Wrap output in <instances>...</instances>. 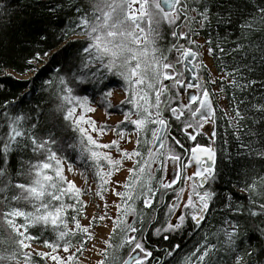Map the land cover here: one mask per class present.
Masks as SVG:
<instances>
[{
    "label": "snow or ice",
    "instance_id": "snow-or-ice-1",
    "mask_svg": "<svg viewBox=\"0 0 264 264\" xmlns=\"http://www.w3.org/2000/svg\"><path fill=\"white\" fill-rule=\"evenodd\" d=\"M9 7L6 0H0V23L11 18ZM57 7L53 5L49 10L58 19ZM93 8L92 19L87 8L83 11L79 5L74 8L78 15L74 29L79 30L77 35L86 37V42L79 47L73 46L70 58L66 55L68 49L60 52L58 55L64 56L62 65L48 66L45 62L49 58L47 50L35 52L26 63L40 66L27 69L37 72L36 79L42 72L54 74L55 79L44 83L59 86L60 108L66 106L64 128L76 134L67 147L79 151L85 169H94L98 181L94 194L103 200L107 186L111 185L113 195L119 198L120 203L115 205L114 231L119 229L123 234L120 247L127 245L130 250L124 264H152L153 260L156 264H219L218 259H214V250L219 249L209 243L207 237L203 242L198 241L184 256H181L183 250L179 244L169 243L164 252L168 257L166 260L154 256V250L146 243L160 245L181 232L198 234L214 207L222 208L227 215H234V222L225 221L229 226L225 230V251L232 254L233 264H249L253 252L243 247L238 218L241 209L234 205L233 198H241L237 192H250L256 187V181L251 173L246 172L243 177H237L244 180L243 185L229 182L226 188L221 186L223 170L237 161L223 143L217 145L216 110L210 92L199 82L198 51L190 47L196 45L191 36L199 35V31L191 26L196 24L199 29H207L215 16L217 26L222 25L229 33L215 48L211 33L206 37L208 54L218 49L221 56L240 61L230 67L226 65L224 70L231 86L242 93L233 110L235 115L229 116L228 122L235 121L239 131L240 122L252 116L257 127H249L244 134L256 135L264 146V97L252 102L243 95L255 92L257 83L264 89V78L255 77V63L249 64L245 57L239 56L244 48V33L240 30H251L252 22L257 18L264 21V0H96ZM164 24L171 28L173 43L167 52H175L172 60L156 47ZM40 39L46 41L47 34L42 33ZM259 70L264 77V59H261ZM109 76L121 77L126 85L125 99L120 102L122 107L108 113H123L115 127L97 125L89 116L101 107L96 90L99 89L100 96L106 98L112 95L113 88L119 86L109 80ZM89 92L93 95L89 96ZM185 96L186 100L183 99ZM124 105L128 107L124 108ZM17 107L10 100L0 102V178L4 179L6 186L11 183V171L16 167L15 153L29 150L42 159L30 164L27 170L30 183L15 184L32 210L11 207L3 211V219L14 234L11 238L15 247L11 252L5 249L0 253V264H19L20 256H23L24 264H34L33 253L39 258L35 264H48L49 261L51 264H77L78 255L92 237L89 227L82 226L78 219L86 206L80 199L81 190L64 174L65 167L68 171L73 170L72 162L67 158V148L54 135L46 138L37 135L35 121L28 114L16 112ZM108 133H114L115 138L106 143L99 142L97 137ZM133 136L137 147L131 151L122 149L120 141L128 137L131 142ZM198 137H206L207 143L201 144ZM185 140L193 142V146L186 148ZM141 145H151L146 154ZM240 149L247 151L249 144L241 142ZM113 151L119 158L113 157ZM259 155L264 158V151ZM125 160L133 161V166L128 169L127 181L122 183L115 174ZM189 169L194 171L188 174ZM157 172L162 174L158 180ZM218 179L221 183H217ZM178 184L179 188L176 187ZM186 189L190 192L185 202L182 196ZM157 192L160 193L159 201ZM165 197H168L167 202ZM245 199H251V196ZM68 200L72 203H67ZM140 200L144 209H153L156 213L150 216L151 232L147 237L143 234L144 213L136 208ZM154 204L160 207L153 208ZM104 208H107L106 203ZM259 209V212L248 211L251 216L264 215V203L259 204ZM105 219H112L106 211L99 216V220ZM96 220L97 217L93 216L91 222ZM69 221L74 228L69 227ZM32 228L37 231L31 232ZM258 231L264 235V227ZM47 233L54 234L55 238H42ZM37 242L47 251L33 247ZM260 256H264V251Z\"/></svg>",
    "mask_w": 264,
    "mask_h": 264
},
{
    "label": "trees",
    "instance_id": "trees-1",
    "mask_svg": "<svg viewBox=\"0 0 264 264\" xmlns=\"http://www.w3.org/2000/svg\"><path fill=\"white\" fill-rule=\"evenodd\" d=\"M95 2L96 0H6L7 5L10 6L9 11L12 15L10 19L6 18L4 22L0 23V102L10 100L18 105L19 107L15 109L16 112L28 114L31 120L35 121L37 135L44 136L45 138L48 135H54L60 143L66 146L67 158L72 162V165H79L82 168L85 166L80 159L79 151L67 147L73 142L76 134L64 128L65 121H63V114L66 106L64 109L60 108L62 101L60 99L61 93L59 86L53 87L44 83L46 80L55 79L54 74L52 72H42L40 78L36 79L37 72L27 71V69L29 67L38 68L40 66L35 63L28 65L26 59L30 58L35 52L47 50L49 58L45 62L48 66L56 67L62 65L64 63V56L58 55L60 52L68 49L66 55L70 58L73 46L79 47V45L86 42V37L83 34L77 35L76 31L79 30L74 29V25L78 20V15L75 13L74 8L77 5L81 7L82 11L84 8H87L89 18L92 19L94 12L93 5ZM53 5L58 6V19L57 15L49 10ZM252 23L253 28L251 30H240L244 33L242 37L244 48L241 49L239 56L245 57L249 64L255 63L257 67L255 77L260 79L264 78L259 70L261 67V59H264V21L257 18ZM191 27L193 30L199 31V35L191 36L194 40L200 37L206 43V37L211 33L213 38L212 46L214 48L218 42L223 43L224 37L229 35V33L224 31L222 25L217 26L215 16L211 18V25L207 29H199L196 24H192ZM160 31L161 38L156 42V47L172 60L176 55L175 52H167V49L173 43L171 28L167 24H164L161 26ZM42 33L47 34L48 39L46 41L40 39ZM237 42L240 41L238 40ZM180 43H184V41H180ZM227 46L225 45V47ZM206 47H209L207 43ZM195 50H197V45H195ZM208 55L213 62L216 72L224 77V79L218 81V84L220 89L221 85H224V90L221 93L229 109L228 115L220 109L218 115L217 145L223 143L225 149L229 150L233 159L237 161L236 164H230L229 169L223 170V183L221 186L226 188L229 182L233 185L236 183L243 185L244 180H238L237 177H243L246 172L251 173L252 178L256 181V187L250 192H237V196L241 198L237 200L234 197L233 203L241 209V214L238 218L240 221V233L244 240L243 247L253 252L249 264H264V256H260V252L264 251V235L258 231L259 228L264 227V215L251 216L248 211L249 209H253L259 212V204L264 203V180L261 179L264 177V158L259 155L260 151H264V146H262L261 141L256 135L244 134L248 131L249 127L253 129L257 127L252 122V116H248L247 121L240 122L241 128L239 131L237 130L235 121L231 124L228 122L229 116L235 115L233 110L241 98L242 93L238 88L234 89L231 86L230 78L224 76V70L226 65L230 67L232 63H239L240 61H233L231 56H221L218 49L211 55ZM52 57H55V59H51ZM29 74H33V76L25 80L19 79L16 76ZM208 76L204 72V78L207 81H209ZM108 79L119 85L113 89L126 87L121 77L109 76ZM25 84H27V87L24 86ZM88 95L91 96L93 93L89 92ZM243 95H245L246 100L252 99V102H255V100L264 97V89L257 83L255 85V92ZM96 96L97 101L101 104V108L108 112H114L116 109L122 107L121 104L118 106L110 105L106 101V98L100 96L99 89L96 90ZM123 107L127 108L128 105H124ZM128 127L130 128L131 126L129 125ZM237 135H239V139H237ZM148 138H150V134H148ZM225 141L227 143H224ZM241 142L249 144L247 151L240 149ZM14 155L16 157V167L11 171L9 178L11 183L6 186L4 179L0 178V253L5 249L11 252L15 247L11 238L14 234L11 233V229L7 227L3 219V211L11 207L32 210L31 204L22 198L21 190L15 188V184L18 182L30 183L27 177V170L31 163H35L37 159H42V157L31 153L29 150H24ZM233 169L239 170L234 171ZM92 170L94 171V169ZM161 176V173H156L157 180ZM217 183H221V181L218 179ZM153 184L156 186L155 180ZM169 195H171V190H169ZM249 196H251V199H245ZM14 197L21 198L15 199ZM156 199L157 201L160 199L159 192H157ZM167 200L168 197H165V202ZM66 202L72 203L71 200ZM158 207H160L159 204L153 205V208ZM137 210L139 211V209ZM143 213L145 222L143 234L147 237L151 232L150 216L156 215V213L153 212V209H145ZM68 214H72L71 209H69ZM129 219L135 218L130 217ZM226 220H233L234 222V215H227L222 208L214 207L212 214L207 218V221L203 228L199 230L198 234L189 231L185 235L181 232L180 234L174 235L171 241L162 242L160 245L147 241L146 243H149V247L154 250V256L166 260L168 257L164 256V252L169 243L179 244L183 250L181 256H184L193 249L198 241L203 242V238L207 237L208 242L215 244L219 249V251L214 250V259H218L219 264H233L232 254L225 251L227 248L225 230L229 229L228 224L225 223ZM30 231L36 232L37 229L32 228ZM122 236L123 234L119 229L113 231L110 238V252H108V254L111 253V256L106 259L104 264H123L128 258L129 247L127 245L120 247ZM42 238L54 239L55 236L52 233H47ZM153 239H155V236H153ZM34 244L39 245L38 242ZM38 259L33 254L34 264ZM19 262L20 264H24L23 256L19 257ZM152 264H156V261L153 260Z\"/></svg>",
    "mask_w": 264,
    "mask_h": 264
},
{
    "label": "rangeland",
    "instance_id": "rangeland-1",
    "mask_svg": "<svg viewBox=\"0 0 264 264\" xmlns=\"http://www.w3.org/2000/svg\"><path fill=\"white\" fill-rule=\"evenodd\" d=\"M195 41L201 61L205 66L207 75H209V84L212 86V92L217 99L220 109L228 115L229 109L218 84V81L224 79V77L216 72L213 62L208 55L204 39L197 37L195 38ZM16 76L19 79L25 80L31 78L33 74ZM213 80H215L216 83H211ZM125 88L112 89V95L110 97H106V101L112 106H118L121 104L120 102L125 99ZM95 106L96 104H93V107ZM108 113L109 112L105 109L98 107L97 110L94 113H90L89 116L96 121L97 125H109L115 127L122 119L123 113H120L119 115H109ZM120 127H124V125H120ZM148 134H150V132ZM114 138V133H108L107 135L97 137L101 143H106ZM120 144L122 149H127L129 151L137 147L136 138L134 136L131 138V142H128V137H125L120 141ZM140 147L142 152L146 153L151 145H141ZM113 157L119 158L118 154H116L114 151ZM132 166L133 161H123L122 168L115 174V176L122 183L126 182L129 175L128 169ZM192 171H194V169H189L188 174H191ZM81 173H84V175H81ZM64 174L68 180L74 181L76 187L81 190L82 195L80 199L86 206L84 207L78 219L82 226L89 227L92 237L87 241L83 252L78 255L77 264H104L106 259L111 256V253L108 254V252H110V238L114 231V221L117 216V208L115 205L120 203L119 198L113 195L111 191V185L107 186L108 191L104 193L103 200L94 194L97 190L98 181L96 180L94 171L91 168L85 169V167L82 168L79 165H73L72 171H68L67 167H65ZM176 187L179 188V184L176 185ZM119 190L123 191V188H120ZM189 192L190 189L185 190L182 196L183 201L186 202ZM105 203L107 204L106 209L104 208ZM136 208L141 212L145 211L142 200L137 202ZM105 211L112 219L99 220V216L103 215ZM93 216L97 217L95 222H91ZM69 227L74 228V224L71 221H69ZM33 247H35L38 251H47V249H44L40 245L34 244ZM25 251H32V249H26ZM33 254L35 255V253ZM60 254L66 255L62 252ZM48 264H51V262L49 261Z\"/></svg>",
    "mask_w": 264,
    "mask_h": 264
},
{
    "label": "flooded vegetation",
    "instance_id": "flooded-vegetation-1",
    "mask_svg": "<svg viewBox=\"0 0 264 264\" xmlns=\"http://www.w3.org/2000/svg\"><path fill=\"white\" fill-rule=\"evenodd\" d=\"M187 46V45H186ZM192 47V50H195V45L194 46H190ZM196 63L197 65H200V67H198L197 69V74L199 75L200 77V80L199 82L208 89V91L210 92V99L212 100V103H213V107L214 109L216 110V115H217V120H216V125H217V140H218V115L220 113V108H219V104L217 103V99L216 97L214 96L213 92H212V86L209 84V81H207L205 78H204V72H206L205 70V66L204 64L202 63L201 61V58H200V55H199V52H198V57L196 59ZM168 83H171V81H167ZM195 82V81H194ZM184 100H186V96L183 97ZM182 139H184L183 137H181ZM198 141L201 143V144H206L207 143V138L204 137V138H200L198 137ZM186 144V148H191L193 146V142L191 141H187L185 140ZM180 186V185H179Z\"/></svg>",
    "mask_w": 264,
    "mask_h": 264
},
{
    "label": "water",
    "instance_id": "water-1",
    "mask_svg": "<svg viewBox=\"0 0 264 264\" xmlns=\"http://www.w3.org/2000/svg\"><path fill=\"white\" fill-rule=\"evenodd\" d=\"M127 260V259H126ZM124 264V263H123Z\"/></svg>",
    "mask_w": 264,
    "mask_h": 264
}]
</instances>
